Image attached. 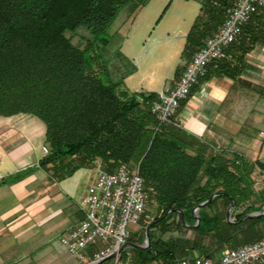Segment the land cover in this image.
Wrapping results in <instances>:
<instances>
[{
    "label": "trees",
    "instance_id": "16d2710c",
    "mask_svg": "<svg viewBox=\"0 0 264 264\" xmlns=\"http://www.w3.org/2000/svg\"><path fill=\"white\" fill-rule=\"evenodd\" d=\"M147 1L0 0V117L27 114L44 124L48 154L39 166L56 180L97 165L105 171L138 166L147 205L157 216L146 226L150 243L145 249L136 247L143 239L139 245L129 240L133 245L125 248L122 259H128L127 250L136 254L128 264H175L194 253L216 259L224 247L236 249L264 238V216L242 219L264 211V158L207 154L205 144L178 121L190 96L173 118L160 123L150 113L156 93L133 94L121 81H112L100 53L109 42L107 30L121 8L129 5L134 14ZM235 2L200 0L185 38L188 60L218 30ZM80 28L87 35L75 44L67 33L75 35ZM256 45L264 46V6L226 49L227 58L209 64L199 82L212 76L234 80ZM255 172L263 178L258 189ZM214 193L220 195L198 211L197 227L188 228L196 224L192 210ZM232 201L229 223L226 211ZM158 225L161 236L152 233Z\"/></svg>",
    "mask_w": 264,
    "mask_h": 264
},
{
    "label": "crops",
    "instance_id": "0c3cea01",
    "mask_svg": "<svg viewBox=\"0 0 264 264\" xmlns=\"http://www.w3.org/2000/svg\"><path fill=\"white\" fill-rule=\"evenodd\" d=\"M242 111L246 114L242 118L250 122L247 145L235 121ZM178 121L205 145L220 143L214 131H228L232 145L228 142L229 148L218 149L240 153L244 148L245 154H240L246 157V149H256L252 159L262 160L264 142L258 139L264 135V46L256 45L244 56L243 70L234 80L212 76L200 82L180 108ZM44 135V124L32 115L0 117V182L8 180L0 184V264H79L57 239L83 219V174L79 169L56 180L40 167ZM255 175L258 189L263 178ZM93 178L94 169L90 183ZM252 264H264V259Z\"/></svg>",
    "mask_w": 264,
    "mask_h": 264
},
{
    "label": "built area",
    "instance_id": "2783aa9c",
    "mask_svg": "<svg viewBox=\"0 0 264 264\" xmlns=\"http://www.w3.org/2000/svg\"><path fill=\"white\" fill-rule=\"evenodd\" d=\"M264 0H236L218 30L191 56L173 89L161 92L150 105V113L160 123L175 116L207 66L227 58L226 49L237 42L242 27ZM43 155L48 149L42 147ZM83 219L59 236V244L78 259L79 264H128L122 259L130 240L129 224H137L147 212L145 186L138 166H119L105 171L97 165L94 178L80 200ZM264 259V238L236 249L221 252L216 259L184 256L175 264H252Z\"/></svg>",
    "mask_w": 264,
    "mask_h": 264
},
{
    "label": "rangeland",
    "instance_id": "374dc122",
    "mask_svg": "<svg viewBox=\"0 0 264 264\" xmlns=\"http://www.w3.org/2000/svg\"><path fill=\"white\" fill-rule=\"evenodd\" d=\"M199 8L200 0H148L134 14L131 13L129 5L121 8L107 30L109 42L100 50L112 80H120L122 88L133 94L142 92L159 94L173 89L190 61L184 55L183 49L186 35L199 12ZM67 34L72 35L73 43L77 44L81 42L80 36H86L87 31L80 28L75 35ZM198 84L195 85V89H197ZM237 115L241 117L240 120H235L237 126L240 125L239 134L243 136V144L247 145V141H249L247 135L251 133L250 122L249 119L244 120L242 118L246 115L244 111ZM262 131L264 133V128ZM214 135L219 137L217 139L220 143L205 145L207 154L224 152L229 157L231 151L223 149L224 147L217 148L219 145L227 147L228 142H230V146L232 145L228 131L223 129L220 132L214 131ZM258 140L263 143L264 135H260ZM45 147L48 149L46 145ZM246 150L248 151V158L253 160L252 158L256 156L253 151L256 149ZM244 152L243 148L240 153L245 154ZM36 154L40 156V148L36 150ZM135 166L137 165L130 168ZM93 169H81L83 174L80 185L82 194L90 184L89 178ZM255 177L257 175H254ZM156 216L154 209L147 205V212L141 220L137 224L128 225L131 243L139 245L141 239L144 240L146 226ZM154 228L152 233L154 231L157 235L162 233L160 225ZM166 236L167 234H164L163 238ZM186 236L192 237L191 233H187ZM227 248L224 247L222 250H227ZM126 253L128 254L126 261L131 263L136 251L127 250ZM194 255L199 256L197 253L188 256ZM151 264L160 263L152 262Z\"/></svg>",
    "mask_w": 264,
    "mask_h": 264
},
{
    "label": "water",
    "instance_id": "95a60500",
    "mask_svg": "<svg viewBox=\"0 0 264 264\" xmlns=\"http://www.w3.org/2000/svg\"><path fill=\"white\" fill-rule=\"evenodd\" d=\"M220 193H214L210 196V198L200 204H198L193 210H192V216L193 218L195 219L196 221V224L193 225V226H187L188 228L190 229H193L195 227H197V225L199 224V216H198V211L206 206L208 203H210L212 201V199L216 196H219ZM235 207V201H232V204L228 207L227 211H226V221L229 222V223H232V220H231V212L233 211ZM180 213V216H181V219H182V213L180 211H178ZM264 216V211H261V212H254V213H251V214H246L243 216L242 219H257V218H260V217H263ZM183 225H185V223L183 222ZM150 243V239H149V232H148V228L146 229L145 231V237H144V244L142 246H136L138 247L139 249H145ZM133 244H131L130 242H128L126 245H125V248L128 247V246H132Z\"/></svg>",
    "mask_w": 264,
    "mask_h": 264
}]
</instances>
